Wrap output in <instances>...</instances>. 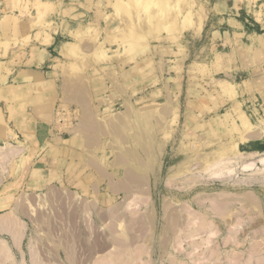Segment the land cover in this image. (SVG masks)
Segmentation results:
<instances>
[{
  "label": "rangeland",
  "instance_id": "obj_1",
  "mask_svg": "<svg viewBox=\"0 0 264 264\" xmlns=\"http://www.w3.org/2000/svg\"><path fill=\"white\" fill-rule=\"evenodd\" d=\"M72 2L90 22L84 33L94 46L124 47L128 59L156 49L159 71L173 48L178 58L188 57L187 90L175 101L199 114L159 133L136 210L126 211L134 197H112L118 210L109 219L70 197L64 204L53 184L21 194L11 174L16 165H9L8 177L0 163V264H264V0ZM44 6L14 4L10 29H0L5 53L28 47L23 23L46 37L62 31L66 17L55 9L42 13ZM235 41L254 46L249 83H241V55L228 53ZM229 64L232 72H221ZM222 94L235 96L227 101ZM12 183L9 203L3 192ZM113 236L126 243L106 245Z\"/></svg>",
  "mask_w": 264,
  "mask_h": 264
},
{
  "label": "crops",
  "instance_id": "obj_2",
  "mask_svg": "<svg viewBox=\"0 0 264 264\" xmlns=\"http://www.w3.org/2000/svg\"><path fill=\"white\" fill-rule=\"evenodd\" d=\"M72 1L0 2V12L8 8L0 29H10L15 3L48 4L42 13L55 9L66 17L62 31L47 37L43 29L30 30L23 23L28 47H9V53L0 47V163L6 165L8 177L9 165H16L11 174L22 185L21 194L29 196L30 189L44 190L53 184L64 204L70 197L71 203L91 207L101 219H109L110 211L118 210L111 206L118 204L112 197H134L126 211L136 210L143 172L150 170L144 165L152 160L159 133L168 123L186 121L199 112L186 111L175 101L177 93L183 96L187 90L183 82L190 72L188 57L178 58L173 48L159 71L156 49L144 59L137 55L128 59L124 47L94 46L85 39L90 22L80 19L85 13L79 15L78 8L72 10ZM64 34L73 39L61 40ZM218 34L232 35L229 30ZM254 37L251 34V40ZM253 47L237 41L228 45V53L241 55L238 67L245 74L241 83L253 77L248 73ZM221 67L226 73L233 69L230 64ZM260 67L263 74L264 59ZM233 96L222 94L227 101ZM159 103L165 106L159 108ZM16 187L13 183L5 187L9 203L14 195L9 189ZM105 243L120 246L126 239L113 236Z\"/></svg>",
  "mask_w": 264,
  "mask_h": 264
},
{
  "label": "bare ground",
  "instance_id": "obj_3",
  "mask_svg": "<svg viewBox=\"0 0 264 264\" xmlns=\"http://www.w3.org/2000/svg\"><path fill=\"white\" fill-rule=\"evenodd\" d=\"M199 22H201V21H199Z\"/></svg>",
  "mask_w": 264,
  "mask_h": 264
}]
</instances>
